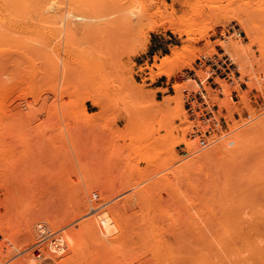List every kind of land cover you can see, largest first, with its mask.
Instances as JSON below:
<instances>
[{"label":"rangeland","instance_id":"1","mask_svg":"<svg viewBox=\"0 0 264 264\" xmlns=\"http://www.w3.org/2000/svg\"><path fill=\"white\" fill-rule=\"evenodd\" d=\"M69 1H64L63 12L65 17L75 16L70 19V28L62 18L54 22L48 20L45 24L34 21L32 30H35H30L28 35L10 33L13 41L5 38L0 41V173H7L5 176L27 186L28 191L34 193L23 199L12 198L0 185V223L4 225L3 232L0 230V241L3 245H13L8 251V258L41 240L39 226L58 230L66 236L71 230L78 232L82 228L81 222L94 219L95 213L101 210L120 219L126 233L131 230L125 238L127 241L121 242L124 246L128 240L136 239V234L138 239L141 238L138 234L140 229L146 228L145 233L157 220L153 230H157L161 246L167 247V253L162 250L161 253L165 254L157 258L162 260L160 262L167 259L166 254L171 255L170 249L175 253L179 243H184L175 240L184 232L192 237V230L199 228L200 234H203L199 238L202 237V241L206 238L205 243H211L219 229L233 225L238 227L243 221L248 224L253 220L252 212L262 211L263 214L264 0H219L212 13H223L224 26L209 30L207 37L195 44L198 49L196 56L190 53L188 62L171 79L156 75L159 71L155 65L161 64L166 56H172L174 49L189 43L188 36L174 32L173 27L184 28L194 17L195 10L209 12L207 0H166L169 6L172 5L168 12L162 2L137 0L130 7L144 12L146 19L137 31L121 34L122 37L114 31L113 19L93 15L86 0H79L74 5ZM230 15L235 17L227 22L226 17ZM237 16L246 20L253 40L242 30ZM204 30V24L200 22L196 38H201ZM231 40L242 41L247 49L245 55L238 56L220 45ZM138 42L141 44L139 51L129 53L132 45ZM222 51L237 65V74L232 82L216 78L215 82L221 89L212 90L208 85L207 90L215 103L228 108L229 127L226 136H215L213 144L201 148L198 139L189 135L193 123L187 119L184 91L196 90V82L188 77V71L197 68L200 58L221 57L219 54ZM49 53L55 55L59 63L58 72L53 73L49 67L46 56ZM121 64L126 66L121 67ZM197 75L201 79L206 77L203 70H198ZM161 82H165L166 88H155ZM175 83L182 86V94L173 88ZM221 92L224 96H219ZM234 92L239 97L238 102L232 100ZM90 96L99 100L102 106H96ZM84 108L89 118L84 116ZM183 140L192 143V147L184 145ZM220 142L227 143L216 147ZM71 202L79 203L82 211L85 204L91 203L87 206L92 211L90 209L88 213L85 210L73 220ZM140 202L145 203L144 207ZM95 204L105 208L99 210L98 205V210H94ZM143 210L145 213L154 211L147 216L142 213ZM134 212L139 213L135 215ZM212 212H216L218 217ZM177 214L180 220L184 218L182 226ZM206 217L210 220L204 221ZM26 221L31 223H27L31 225L28 228L24 226ZM210 221L207 227L205 224ZM234 222L239 223L236 225ZM178 223L181 229L178 226L177 233L173 227ZM224 224L228 225L225 227ZM24 227L31 231H26ZM137 228L139 230H135ZM209 229H214L216 233H210ZM179 232H183L182 235ZM195 233L192 235L195 236ZM214 237L217 240V236ZM190 239L185 245L188 242L192 244ZM79 242L85 241L80 238ZM169 242L171 245L179 242L176 244L179 246H171ZM89 243L86 241L83 245L84 252L80 254L85 255V259H81L79 264H125L127 257L135 259L131 256L135 257L142 250H145L144 254L147 252L144 248L137 250L139 244L135 243L137 249L135 253H130L134 250L131 248L134 243L130 242L128 249L132 250L129 252L126 248L124 252V247L119 244L121 252L117 249L118 257L104 249L99 251V257H95L94 246L89 247L92 245ZM140 243L145 244L143 240ZM166 244L171 248L168 249ZM184 247L181 253L185 251L189 255L186 252L188 247ZM43 248L48 252L45 244ZM33 251L18 256L11 264H33ZM123 253H128V256ZM73 254L67 252L63 260L67 262L69 258H74L72 260L78 262L77 255ZM185 254H181L183 259L189 257ZM161 255L165 258L160 259ZM144 257L140 259L146 264L148 257ZM150 259L147 264H154ZM135 262L137 259L128 264H137Z\"/></svg>","mask_w":264,"mask_h":264},{"label":"bare ground","instance_id":"2","mask_svg":"<svg viewBox=\"0 0 264 264\" xmlns=\"http://www.w3.org/2000/svg\"><path fill=\"white\" fill-rule=\"evenodd\" d=\"M65 0H0V41H1V38H5V40H9V41H13V38L11 37V35L13 34V33H15V34H19V33H24V34H27L28 32H30V30H32V24L34 23V21H37L38 23H41V24H45L48 20H51V21H53L54 22V20L55 19H57V20H59V18H62V19H64L65 21H67L66 23H68V26L67 27H69L70 28V23H72L71 21H70V19H72L73 17H75V16H66L65 17V15H64V12L63 11H65L64 10V4H65V2H64ZM87 2H88V4H89V6L92 8V10H93V15H96V17H98V15L100 16H106V17H108L109 16V19H113L111 22L112 23H114V31L115 32H117V34H119L120 36H121V34H123V35H125V34H131V33H133V32H135V31H137L139 28H140V24L146 19V16H145V13L144 12H142V11H138V10H135V9H133L132 7H130V4H133V3H136L137 2V0H86ZM157 3H160V2H162L166 7H167V12H168V9H170L171 8V6H169V4L167 3V1L166 0H155ZM69 2H71V3H73V5H74V3L76 2H79V0H70ZM75 3V4H76ZM217 3H219V0H207V9L209 10V12H203V11H201V10H195V12H194V17L192 18V19H190V22L188 23V24H186L185 25V27L184 28H180V27H178V26H175V27H173V31L174 32H181V33H185L187 36H188V40H189V43L187 44V45H185V46H182V47H180V48H176V49H174V51H173V55L172 56H166L165 58H164V60L162 61V63L161 64H157V65H155V67L158 69V73L156 74V75H164V76H166L168 79H171L174 75H175V73H176V71L180 68V67H182V66H184L187 62H188V60H189V57H190V53H194L193 54V57H195L196 55H195V52L197 53V47H196V43L198 42V41H200V40H202V39H204L205 37H207V35H208V31L209 30H213V29H215L216 27H220V26H224V24H223V22H222V18L224 17V15H223V13L221 12V13H219V14H217V15H214L213 13H212V8H214L215 7V4H217ZM68 6V5H67ZM71 6V5H70ZM173 10V9H172ZM172 10H171V12H172ZM110 16H113V18L111 17L110 18ZM235 16H233V15H230V16H227L226 17V21L228 22L229 20H231V19H233ZM236 18H238V21H239V24L242 26V30H244L245 32H246V34H247V37L248 38H250V39H252L253 40V38H252V30H251V28L247 25V22H246V20H243V19H241L240 17H236ZM74 19V18H73ZM214 19L216 20V21H214ZM61 20V19H60ZM53 22H51V23H53ZM73 22H74V20H73ZM200 22H202L203 24H204V27H205V30H204V32H203V34L201 35V38H196V35L198 34V32H199V25H200ZM34 25V24H33ZM34 27V26H33ZM35 29H33L32 31H34ZM37 32V31H36ZM39 32V31H38ZM10 33H12V34H10ZM30 34H32V33H30ZM37 34V33H36ZM28 35V34H27ZM35 35V34H34ZM118 35V36H119ZM41 36V35H40ZM119 36V37H120ZM14 38H15V36H13ZM17 37V36H16ZM122 37V36H121ZM17 38H19V37H17ZM16 38V39H17ZM26 38H28V37H26ZM38 38V37H37ZM24 39V38H23ZM240 39V38H239ZM20 40V39H19ZM30 40H32V39H30ZM17 41V40H16ZM20 41H22V40H20ZM24 41V40H23ZM28 42V40L26 41V43ZM38 43V42H37ZM25 44V43H24ZM31 45V44H30ZM141 44L138 42V44H133L132 45V48L130 49V51H129V53H131V54H134V53H136V52H138L139 51V46H140ZM142 45H144L145 46V43H143ZM221 46H223V47H225L226 49H229V50H232L231 52L232 53H235V54H237L238 56H239V54H243V55H245V53L244 52H247V49H246V47H245V45H243V43H242V41L241 40H237V41H235V40H231V41H229L227 44H223V43H221L220 44ZM50 46V45H49ZM48 47V46H47ZM210 47H213V45H211ZM54 49V48H53ZM213 49V48H212ZM46 51V50H45ZM50 51V50H49ZM199 52V51H198ZM47 53V52H46ZM189 55V56H188ZM195 55V56H194ZM46 56H48V58H49V60H47V62H49V67H50V69L52 70V72L53 71H59V69L57 70V68H59V66H58V62L55 60V55L54 56H52L50 53L47 55L46 54ZM236 56V55H235ZM241 56V55H240ZM192 57V58H193ZM199 57V56H198ZM244 57V56H243ZM242 57V58H243ZM194 59V58H193ZM193 59H191V61H193ZM241 58H239V60H240ZM237 60V59H236ZM126 65L125 64H121V67H125ZM241 72V71H240ZM54 73V72H53ZM155 74L153 73V76H154ZM59 76V75H58ZM182 86L179 84V83H175L174 84V86H173V88L175 89V90H177L178 91V93L180 92V94H182L181 93V88ZM185 89V88H184ZM89 99L96 105V106H98V107H101L102 106V104H101V102L99 101V100H97L95 97H92V96H90L89 97ZM243 100H244V98H243ZM247 101V100H246ZM245 103V102H244ZM228 109V108H227ZM84 116L85 117H87V118H89L90 116H89V114H88V112H87V110L84 108ZM232 117V116H231ZM237 135H234V137H236ZM233 139V138H232ZM231 139V140H232ZM173 142V140L171 141V143ZM227 142H228V140H227ZM227 142H220V143H217V145H216V147H218L219 145H223V144H226ZM229 143V142H228ZM183 144L184 145H186L188 148H190V147H192V143H190L189 141H186V140H183ZM199 144V143H198ZM172 146L174 145L173 143L171 144ZM172 146H171V148H172ZM173 149H174V147H173ZM171 150V149H170ZM5 174L7 175V173H0V185L5 189V191H6V195L7 196H9V197H12V198H17V199H19V198H21V199H23V198H25V197H28V195H30V194H34L33 192H29L28 191V187L27 186H22V185H20V182H16V181H13L12 180V178H8V176H5ZM24 185V184H23ZM137 197V196H136ZM134 198V197H133ZM132 198V199H133ZM143 200H144V198H142ZM146 199V198H145ZM125 200H127V199H125ZM124 200V201H125ZM137 200H139V199H137ZM142 200V201H143ZM149 200V199H148ZM147 199L146 200H144V201H148ZM1 201V200H0ZM140 201H141V198H140ZM72 203V202H71ZM74 203V202H73ZM71 204L72 206H70L71 208V210H70V212L73 214L72 216H73V220L75 219V218H77L78 216H80V215H82V214H84V211L86 210V212L88 211V213H89V211H90V209H89V206H90V204L91 203H87L89 206H87V204H85V209H83V211H82V209H81V207H80V204L79 203H77V202H75V204ZM120 203V202H119ZM139 203V202H138ZM142 202H140V204H141ZM147 203H149V202H147ZM129 204V203H128ZM134 204V203H133ZM93 205V207H94V204H92ZM91 205V206H92ZM96 206V208L94 209V210H100L101 208H105V207H102L103 205H101V204H98L99 205V207H98V209H97V204H95ZM101 205V206H100ZM122 205H123V203H122ZM141 205H143V207H144V205H145V203L143 202V204H141ZM147 205L148 204H146V207H147ZM2 206V203H0V207ZM113 206V205H112ZM111 206V207H112ZM115 206H117V205H115ZM119 206V205H118ZM125 206V205H124ZM132 206V205H131ZM134 206V205H133ZM150 206V205H149ZM152 206V205H151ZM88 207V208H87ZM92 207V208H93ZM121 207V206H120ZM141 207V206H140ZM113 208V207H112ZM132 208V207H131ZM150 208H152V207H150ZM89 209V210H88ZM122 209V208H121ZM124 209H125V207H124ZM148 210H150L151 211V209H149V207L147 208ZM80 210H81V214H80ZM182 210V209H181ZM180 209L178 210L179 212L181 211ZM91 211H92V209H91ZM116 211V210H115ZM124 211V210H123ZM126 211V210H125ZM145 210H143V212L142 213H145L144 212ZM154 211V210H153ZM153 211H152V213H153ZM173 211V213H174V210H172ZM171 211V212H172ZM136 212V211H135ZM135 212H134V214H135ZM155 212H156V209H155ZM161 212H163V211H161ZM181 212H183V211H181ZM197 212V211H196ZM200 212V211H199ZM258 212H260V214L256 217V215H257V213ZM70 213V214H71ZM113 213V212H112ZM116 213H117V211H116ZM137 213H139V212H137ZM136 213V214H137ZM147 213H148V211H147ZM147 213H145L147 216H149L150 214L149 213H151V212H149L148 214ZM151 213V214H152ZM166 213H169V212H166ZM166 213H163V214H165L166 215ZM176 213V212H175ZM192 214H193V212H191ZM190 213V214H191ZM243 213V212H242ZM245 213V212H244ZM247 213V212H246ZM262 213V211H255V212H252V214H253V217H254V214H255V217L253 218L252 217V219L254 220V219H257V221L256 222H254L253 220H251V218H249V220H251L250 222H251V224H249L250 222H248V224L250 225V227L249 228H247L248 227V224H246V222H244L243 221V223L241 222V225H240V223L238 224L237 222L235 223L234 222V224H238V227L236 226V227H234V225L232 226V227H230V226H228L227 228H221V229H219V231H218V234L217 235H214V236H217V240L215 239V237L213 236V238H214V240L216 241V242H213L214 240L212 239L211 241V243H210V241H208V243H205L206 241V238H203V241L201 240L202 239V237L201 238H199L201 235H203L202 234V232H201V234H200V229L199 228H196L199 232V234L200 235H198V233H197V230L195 231V230H192L193 231V233H197V235H196V233H195V236H193L192 234L193 233H191V236L192 237H194L196 240V242L194 241V242H192L193 240H194V238H192V237H189L188 236V233H186V235H185V232L183 231V229H182V231L184 232H182L183 233V235H182V233L181 232H179V234H181L182 235V237H184V238H182V237H180L178 234V237L177 238H179V239H177L176 237H175V240H177V241H179V242H181V241H184V243L183 242H181V243H179V242H177L176 244H180V246L179 245H176V244H172L173 246L175 245V247L176 246H179L178 247V249L177 250H175L174 249V251H175V253L173 252V249H170L171 248V242H169V244L171 245L170 247H169V245L168 244H166V245H168V249H170V251L172 250V253L174 254V255H172V253H171V257L169 256V255H165V256H167L166 258L168 259V257L171 259H168V263H166V260L167 259H165L163 262H160V261H162V260H158L157 258H159V255L160 254H162L164 251H165V249L167 248H164V246H161V245H163V244H161V243H159L158 242V240L159 239H157L158 238V233H157V230L155 231V230H153V228H154V226H153V224L157 221H155L154 220V222L152 223V225H150V228L148 227L147 229H149L148 231H146L145 233H144V231L146 230V228H144V229H140L141 230V232H143L144 234L142 235V233L140 234L139 232H138V234H139V237H141V238H139L138 239V235L136 234V239H138L136 242H138L139 240L140 241H142L143 240V242L145 243V244H143V245H145V247L143 246V245H141L142 243H140V241H139V243H136V242H134L136 239H134V238H132V237H130V238H132V240L130 241V240H128V242H126V246H124V244H122L121 242H123L124 243V241H127V239L125 240V238L126 237H128L129 235H128V233H129V231H131V230H129L128 231V229H127V231H128V233H126L125 232V229L124 228H122L123 226H122V223H120L119 222V220L117 219V217L115 216H113V217H111L110 216V214H108L107 213V211L106 210H101V212H97V213H95L96 214V217H94V219L93 218H91L89 221H87V223L84 221V226H83V224H82V222H81V226H82V228H80L79 230H78V232H74V230H73V232H72V230H71V232L69 231L68 233H67V235L66 236H63V235H61L60 236V238L62 239L61 241L62 242H64L65 244H66V248H65V250L63 249V248H56V246H57V243H59L58 241H52L51 242V244H47L46 245V247H48L49 248V250H48V256H50V263L51 264H66L67 262V264H69L70 262V264H72V261L74 260V258H69V256L71 257V255H69L67 258H69L70 259V261L67 259V258H65L66 260H68L67 262H65L63 259H64V257H65V255L67 254V252H69V251H71V252H74L75 254H73V255H77V261L78 262H76V261H73V264H74V262L75 263H77V264H79V262H81V259H85V255H83V254H80V253H82V251L84 250V248H83V245H84V243H86V241H88V243L89 244H92V245H90L89 247H93L92 248V250H93V253H94V256L95 257H99V251H101L102 252V249H104L105 251L106 250H108L109 252L108 253H115V256H116V253H118V251H120L121 252V250H119L120 249V246H119V244H122V246L124 247H121V248H123V250H124V252H125V248L126 249H128V248H130V246H131V244L132 243H134V245H132L131 246V248L133 249L134 248V250L133 251H131L130 253H133L134 251H135V249H137V247H138V249L137 250H139V248H141V249H146V251L147 252H145V254H144V251L142 250V252H136L137 254L135 255V257H133V256H131V258H135V259H130L129 257H127L126 259H128L127 260V263H125V264H128L129 262L131 263L132 261L134 262V260H136L137 259V262H135V263H137V264H144L143 262H142V260L145 258L144 257V255L146 256V257H148V259L146 260L147 261V263L149 262L148 260L150 259V257H151V259L150 260H152V262L154 263V264H264V213L263 214H261ZM135 214V215H136ZM144 214V215H145ZM185 214V213H184ZM191 214V215H192ZM195 214V213H194ZM193 214V215H194ZM201 214V213H200ZM203 214H205V213H203ZM209 214V213H208ZM212 214L213 215H215V216H217L216 215V212L215 213H213L212 212ZM232 214H233V212H232ZM241 213H239V215H240ZM252 214L250 213L249 215L250 216H252ZM112 215V214H111ZM131 215V214H130ZM138 215V214H137ZM159 215H162V213L161 214H159ZM164 215V216H165ZM178 215L179 214H177V217H178ZM183 214H181V216H182ZM190 215V216H191ZM209 215H211V214H209ZM234 215V214H233ZM47 216V215H46ZM124 216V215H123ZM156 216H158L157 215V213H156ZM167 216V215H166ZM170 216V215H169ZM169 216H167V217H169ZM173 216V215H172ZM207 216V215H206ZM215 216H213V217H215ZM246 216H247V214H246ZM0 217H1V212H0ZM34 217L36 218V216L34 215ZM142 217H143V215H142ZM163 217V216H162ZM161 217V218H162ZM180 217V216H179ZM178 217V218H179ZM202 217V216H201ZM207 217H209V216H207ZM205 218V219H203L204 221H207L209 218ZM211 218H212V215L210 216ZM218 217V216H217ZM217 217H215V218H217ZM121 218V217H120ZM129 218V217H128ZM147 218V217H146ZM148 218H150V217H148ZM155 218V217H154ZM165 218V217H164ZM174 218H176V215H174ZM177 218V219H178ZM183 218V217H182ZM191 218H192V216H191ZM198 218H200V216L198 217ZM229 218V215H228V217H227V219ZM233 218V217H232ZM33 220H34V218H32ZM134 219H136V217H134ZM138 219H140V218H138ZM145 219V218H144ZM155 219H157V218H155ZM159 219H160V217H159ZM181 218H179V220H180ZM184 219V218H183ZM182 219V220H183ZM189 219V218H188ZM193 219V218H192ZM201 219V218H200ZM199 219V220H200ZM218 219V218H217ZM67 220V219H66ZM142 220V219H141ZM151 220V219H150ZM153 220V219H152ZM168 220V219H167ZM167 220H164L163 219V221H167ZM170 220V219H169ZM172 220H173V217H172ZM182 220H180V226H182V223H181V221ZM197 220L198 219H196V222H197ZM210 220V219H209ZM52 221V220H51ZM94 221H96V222H94ZM145 221V220H144ZM147 221H148V219H147ZM174 221H175V219H174ZM174 221L172 222V223H174ZM185 221V220H184ZM187 221V220H186ZM189 221V220H188ZM201 221V220H200ZM203 221V222H204ZM216 221V220H215ZM214 221V222H215ZM253 221V222H252ZM129 222V221H128ZM132 222V221H131ZM149 222V221H148ZM160 222H162V220H160ZM170 222V223H171ZM176 222H177V220H176ZM27 223H29V224H31L30 223V221H26V224ZM34 223V222H33ZM56 223V222H55ZM135 223V222H134ZM136 223H138L137 221H136ZM139 223H141V222H139ZM142 223H144L143 221H142ZM141 223V224H142ZM150 223V222H149ZM159 223V222H158ZM157 223V224H158ZM163 223V222H162ZM167 224H168V222H166ZM165 223V224H166ZM201 223V222H200ZM199 223V224H200ZM209 223H211V221L210 222H206V226L207 227H209L208 226V224ZM220 223V222H219ZM224 223V222H223ZM247 225V227H246V225ZM252 223H254L255 225H256V223H257V225H256V227H255V225H252ZM29 224H27V225H24L26 228H28L27 226H31V225H29ZM54 223H52V226H54L53 225ZM130 224V223H129ZM140 224V225H141ZM156 224V223H155ZM164 224V225H165ZM196 224H198V222L196 223ZM196 224H194L195 225V227H196ZM213 224V223H212ZM215 224V223H214ZM213 224V225H214ZM218 224V223H217ZM229 224V223H228ZM228 224H224V226L226 225H228ZM79 225H80V223H79ZM128 225V224H127ZM131 225V224H130ZM136 224H134V226H135ZM160 225V224H159ZM162 225V224H161ZM174 225V224H173ZM184 225H185V222H184ZM187 225H188V227L190 226L189 224H188V222H187ZM210 225V224H209ZM220 225V224H219ZM244 226L243 228L241 227V226ZM138 226V225H137ZM143 225H141V227H142ZM151 226H152V229H151ZM157 226V225H156ZM169 226V225H168ZM167 226V227H168ZM172 225L170 224V226L169 227H171ZM178 226H179V223H178V225L177 226H174L173 228H175V230L176 229H179L178 228ZM179 226V227H180ZM225 226V227H226ZM239 226L241 227V228H239ZM252 226V227H251ZM254 226V227H253ZM24 227V228H25ZM78 227V226H77ZM147 227V226H146ZM157 227H159V226H157ZM184 227V226H183ZM185 227H186V225H185ZM187 227V228H188ZM191 227V226H190ZM193 227V226H192ZM212 227V226H211ZM210 227V228H211ZM26 228H25V230H26ZM30 228V227H29ZM125 228H127L126 226H125ZM160 228V227H159ZM213 228V227H212ZM214 228H215V226H214ZM2 229H4V225L3 224H1L0 223V230L3 232V230ZM161 229V228H160ZM159 229V230H160ZM168 229V228H167ZM170 229V228H169ZM180 229H181V227H180ZM186 229V228H185ZM202 229V228H201ZM205 229V228H204ZM203 229V230H204ZM76 230V229H75ZM135 230H139L138 228L137 229H135ZM134 230V231H135ZM206 230V229H205ZM210 230V233H212L213 232V230L214 229H209ZM216 230V229H215ZM26 231H31V229L29 230H26ZM58 231V230H57ZM161 232H162V230H160ZM159 231V232H160ZM168 231V230H167ZM178 230H176L175 232H177ZM180 231V230H179ZM187 231V230H186ZM191 231V232H192ZM195 231V232H194ZM202 231V230H201ZM207 231V230H206ZM206 231H205V233H206ZM164 232H165V229H164ZM170 232V231H169ZM168 232V233H169ZM174 232V231H173ZM172 231L170 232V233H173ZM29 233V232H28ZM38 232H36V235H39V233L37 234ZM132 233H133V231H132ZM132 233H130V234H132ZM135 233V232H134ZM163 233V232H162ZM161 233V234H162ZM178 233V232H177ZM208 233V232H207ZM213 233H216V232H213ZM167 234V233H166ZM173 234H176V233H173ZM133 235H135V234H133ZM177 235H175V236H177ZM208 235V234H207ZM206 235V237H208ZM34 236V235H33ZM130 236H132V235H130ZM196 236H198V237H196ZM40 237V236H39ZM67 237V238H66ZM172 237V236H171ZM187 237V238H186ZM209 237H211V236H209ZM83 239L85 242L84 243H81V242H79V239ZM129 238V239H130ZM166 238V237H165ZM188 238H191L190 239V241H191V243L192 244H190V242H188V243H186V245H185V242L186 241H189L188 240ZM161 239H163V237L161 238ZM173 239V238H172ZM180 239H183V240H180ZM210 239V238H209ZM167 240V239H166ZM197 240H198V242H197ZM131 242V244L129 245V243ZM169 241H170V238H169ZM200 241V242H199ZM165 243H166V241H164ZM163 242V243H164ZM168 242V241H167ZM135 243L136 244H139V245H137V247H134V246H136L135 245ZM174 243V242H173ZM94 244V245H93ZM185 246L184 248H187V251L186 252H188L189 253V255L188 254H185V251H183L184 252V254L185 255H188L189 257L187 258V256H185V259H183V256L181 255V254H183V252L181 253V249L183 248V246ZM129 245V246H128ZM88 246V245H87ZM86 246V247H87ZM109 246H112L113 248H111V247H109ZM119 246V247H118ZM187 246V247H186ZM85 247V248H86ZM111 248L110 250H109V248ZM118 247V248H117ZM159 247H163L162 249L161 248H159ZM106 248V249H105ZM172 248H174V247H172ZM69 249V250H68ZM101 249V250H100ZM117 249H118V251H117ZM132 249H128V252H129V250H132ZM27 249H25L24 251H26ZM114 250V251H113ZM117 252H116V251ZM136 250V251H137ZM163 250V252L161 253V251ZM24 251H22V252H24ZM86 251H88V247H87V250ZM140 251V250H139ZM167 251V250H166ZM165 251V252H166ZM169 251V252H170ZM84 252V251H83ZM104 252V251H103ZM127 252V251H126ZM149 252L151 253L149 256H147L148 254H149ZM129 253V254H130ZM135 253V252H134ZM142 253V254H141ZM148 253V254H147ZM167 253V252H166ZM181 253V254H180ZM105 254V253H104ZM119 254H121V253H119ZM123 254H125L124 256L126 257V255L128 254V253H123ZM147 254V255H146ZM163 254H165V253H163ZM109 255V254H108ZM131 255V254H130ZM139 255H143V256H141L140 258H142L143 257V259L141 260L140 258H139ZM182 256V257H180V256ZM114 256V255H113ZM119 256H121V255H119ZM128 256V255H127ZM165 256H164V258H165ZM74 257V256H73ZM116 257H118V255L116 256ZM162 257V258H161ZM161 257H160V259H164L163 258V256L161 255ZM79 258V259H78ZM110 258V257H109ZM113 258V257H112ZM187 258V259H186ZM73 259V260H72ZM114 259H118V258H114ZM32 260H33V258H32ZM31 260V261H32ZM129 260H131V261H129ZM158 260V261H157ZM186 260H189V262L188 261H186ZM119 262L118 260H115V262ZM28 262V261H27ZM116 262V263H117ZM121 262V261H120ZM122 263V262H121ZM146 263V264H147ZM33 264H34V261H33ZM150 264V263H149Z\"/></svg>","mask_w":264,"mask_h":264},{"label":"built area","instance_id":"3","mask_svg":"<svg viewBox=\"0 0 264 264\" xmlns=\"http://www.w3.org/2000/svg\"><path fill=\"white\" fill-rule=\"evenodd\" d=\"M241 35V33L239 34ZM213 57H202L197 62L195 70L188 71V77L196 82V90H185V111L189 122L193 123L192 132L189 134L192 139H198L199 146L206 148L213 144L216 140L215 136H226L229 123L227 120L228 110L226 107H221L214 102L207 87L210 85L212 90L221 89L215 79L232 82L236 76L237 65L232 58L222 51L221 54ZM198 70H203L206 77L201 79L197 75ZM219 96H224L220 93ZM232 100L239 101L236 92L233 93ZM97 197V195H96ZM41 240L32 245L24 252L17 253L8 258V251L13 247L11 244L3 245L0 241V264H11L18 256L24 253L33 251L34 264H51L48 252L43 248L44 244L49 245L52 241H58L56 248L65 250L66 244L62 242L60 231H54L46 226H39ZM48 248V247H47ZM49 250V248H48Z\"/></svg>","mask_w":264,"mask_h":264},{"label":"crops","instance_id":"4","mask_svg":"<svg viewBox=\"0 0 264 264\" xmlns=\"http://www.w3.org/2000/svg\"><path fill=\"white\" fill-rule=\"evenodd\" d=\"M155 40H157V38H155ZM157 42H158V40H157ZM155 88H158V89H160V88H166V84H165V82H161L160 84H157L155 86Z\"/></svg>","mask_w":264,"mask_h":264}]
</instances>
